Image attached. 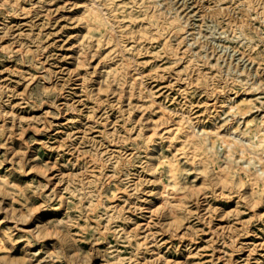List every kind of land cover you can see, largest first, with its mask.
Listing matches in <instances>:
<instances>
[{
  "label": "rangeland",
  "instance_id": "rangeland-1",
  "mask_svg": "<svg viewBox=\"0 0 264 264\" xmlns=\"http://www.w3.org/2000/svg\"><path fill=\"white\" fill-rule=\"evenodd\" d=\"M90 1L0 0V179L10 180L8 193H0V217L4 206L13 216L37 208L40 218L32 228L49 220L59 228L66 252L49 264H260L263 248L254 245L264 238V204L248 206L246 187L230 193L223 186L218 159L202 161L204 153L195 156L192 142L183 144V138L171 140L163 133L167 115L169 123L191 115L211 132L219 123L237 126L229 103L220 105L227 95L242 92L241 83L256 81L259 87L253 90L264 98L263 64L258 67L242 56L249 41L233 32L235 21L227 18L213 22L207 17L209 22L200 26L203 8L194 3L187 9L196 14L190 17L196 34L191 41L200 54L193 66L182 57L185 41L176 35L166 44L160 38L143 42L138 58L145 62L139 71L144 86L160 95L153 103L133 92L130 82L113 80L108 61L99 56L103 49L81 48L85 63L76 73L72 35L84 32L79 13ZM96 1L104 3L105 11L114 8L112 23L125 31L136 30L154 9L135 0ZM253 24L262 34L258 38L257 29H251V44L264 58V24ZM129 36L126 31L119 38L137 51L139 44ZM113 43L111 38L108 45ZM214 101L216 109L207 107ZM76 109L80 116L70 125L75 134L69 138L61 124ZM261 113L264 106L254 112L255 119ZM239 121L243 127L244 120ZM152 150L156 169L150 165ZM225 151L221 147L220 159ZM240 154L235 156L243 165ZM169 160L179 180L175 210L160 202L159 192L169 182ZM117 186L122 187L117 204L107 208L105 196ZM53 191L60 195L50 197ZM225 194H233L230 202H222ZM46 203L61 209V222L53 221L57 216L51 210L41 214ZM144 236L148 244L135 258V239ZM187 249L193 252L188 257ZM12 255L22 252L13 249Z\"/></svg>",
  "mask_w": 264,
  "mask_h": 264
},
{
  "label": "bare ground",
  "instance_id": "bare-ground-1",
  "mask_svg": "<svg viewBox=\"0 0 264 264\" xmlns=\"http://www.w3.org/2000/svg\"><path fill=\"white\" fill-rule=\"evenodd\" d=\"M138 1L141 3V6L149 5L153 6L154 9L150 15L142 18L138 22L139 27L136 30H126L127 34L129 33L130 35L129 37L131 38V41H135L139 44L137 45L139 48L137 49L136 47L137 51H135V48L132 46L133 44H124L121 42V38L119 37L126 31L121 29V26L118 28L117 25L112 23V21H115L114 8L109 7V9L107 8V11H105L104 7H102V4L104 3H98L96 0H92L83 5L79 16L85 24L84 32L81 34L76 32L72 35L75 37L74 44L77 47V50L73 53L74 60L77 63L76 69L79 65L85 63V57L81 55V48L94 46V48H96V50L98 49V51L103 49L102 52H99V56L100 58H103L104 61H108L107 67L109 68V75L113 78V80L117 81V84L128 81L131 83V90L133 92L142 97H149L153 103L158 102V91L153 90L154 87L144 86L140 75L139 65L145 62V60L138 58L144 49L143 42L147 39L160 38L165 40L166 44V39L168 37L172 34L176 35L180 38L181 42L185 41L184 46L186 48L181 52L182 57L183 55L186 57L188 56L186 62L188 65L193 66V60L198 61L197 57L200 52L194 49V44H196L195 40L191 41V38H196V34L194 31L190 30V28H195L192 26L190 17H194L196 14H191V12L187 11V9L194 3L203 8V14L201 16L203 22L200 23V26L209 22L208 18H211L209 20L213 22H215L218 17L235 21V29L233 32L241 39H247L250 43V49L247 50L248 52L244 51L242 56H246L245 58L249 61V63H253L258 67L263 64L264 68V62H262L264 58H259V56L256 55L258 51L254 48V44H251L254 35L250 33L252 32L251 29L258 28L254 27V20L264 24V0H194L191 4H188V0H182L181 3H179L180 0H135L136 3ZM229 3H234V5H230ZM133 5L137 4L134 3ZM18 6L19 5L16 7ZM98 29L100 31L97 32V34L94 30ZM77 31H79L78 28ZM165 31H167V33H164ZM261 34L262 32L257 29L256 35L258 38L261 37ZM95 35L97 37H95ZM111 38H114L115 43L109 46L108 43ZM94 48L92 50H94ZM179 53L176 52L175 54ZM227 68H232L230 63ZM76 71L77 74L81 73L78 69ZM255 73L257 74V72ZM82 80L84 81L85 78L82 77ZM243 84L245 83H241L243 87L242 92H240V90H236L234 92L235 97L227 95L225 100H222L220 105L225 106L227 102L229 103V114L233 116L235 122H238L237 126L231 124L228 127H223V123H219L216 125L214 131L211 132L203 125H198L197 120L194 121L191 115H181L180 119L174 123H169V118L171 116L167 115L166 120L163 121L167 122L163 128V133H166L171 140L183 138V144H186L189 141L192 142L195 145V156H201L204 153L201 156L202 161L210 162L208 161L210 158L211 161H216V159H218L219 173L220 177L222 176L221 181L223 186L228 187L230 193H239L241 187H246L245 192L248 193L247 204L248 206L255 207L258 204H264V113H261L262 115L256 119L253 114L256 110H262V107L264 106V98H262L258 91L253 90L254 88L259 87L256 81H253L252 84L248 86ZM216 101L209 103V105L207 104V107H215L216 109L218 106ZM158 107H160L164 113H167L163 109L164 107L162 105H159ZM79 116L80 113L76 109L75 114L61 124L67 127V131L65 133L67 137L70 138L75 134L74 129L71 128L70 125L73 124L75 120H78ZM240 119L244 120L243 127L240 126ZM151 139L152 138L149 140ZM221 147H223L226 151L224 158H221L224 160L220 162L221 159L219 154ZM202 148L204 149L203 152L200 151ZM236 152L241 153L240 160L243 162V165L239 163L237 157L235 156ZM154 153V150H152L150 165L152 168L156 169L157 166ZM166 161L167 160H165V162ZM166 166L169 175V182L166 183L164 185V189L159 192L160 202L162 205L168 206L171 210H175L177 201V193L175 190L179 189L177 167L172 160H169L166 163ZM52 178V176H49L46 179V183L48 184ZM121 188L122 187L117 186L105 196V201L108 203L107 208H114L117 204ZM9 189L10 180L5 176L1 177L0 193H8ZM59 195L60 194L56 191L50 193V197ZM232 196L233 194L223 195L224 200H222V202H230ZM237 201L238 200H236V203H238ZM50 206L51 205L49 203L41 206V208H45L41 214L47 210H51L53 215L57 216L53 221L61 222L64 218V216L59 213L61 209ZM3 208H5V215L0 217V264H49L66 252L64 245L65 238L63 237V234H61L59 228H53L51 225H48L50 220L46 223L40 224L36 229L32 228V226L40 218L37 217V208H33L31 211L15 212V216L11 215L12 209L10 207L4 206ZM150 210L154 209L151 208ZM135 236H137L136 233ZM146 239L147 236L141 238L136 237V248L132 256L135 258L141 257H139V255L143 252L141 250L148 244ZM234 242L235 241L232 242L233 247L236 244ZM156 244L157 248H159V244ZM254 247L263 248V252L260 255L261 257H264V238H262L259 243L254 245ZM13 249L20 250L22 252V256H13ZM191 253L193 252L187 249L184 254L188 257ZM141 259H145V256ZM259 259L260 256L255 260ZM139 264L146 263L140 262ZM260 264H264V259L260 262Z\"/></svg>",
  "mask_w": 264,
  "mask_h": 264
}]
</instances>
